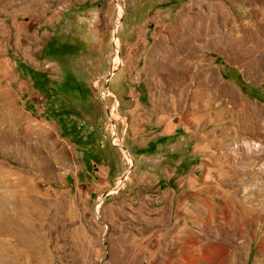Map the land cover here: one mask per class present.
Listing matches in <instances>:
<instances>
[{"label": "rangeland", "instance_id": "374dc122", "mask_svg": "<svg viewBox=\"0 0 264 264\" xmlns=\"http://www.w3.org/2000/svg\"><path fill=\"white\" fill-rule=\"evenodd\" d=\"M0 264H264V0H0Z\"/></svg>", "mask_w": 264, "mask_h": 264}, {"label": "trees", "instance_id": "16d2710c", "mask_svg": "<svg viewBox=\"0 0 264 264\" xmlns=\"http://www.w3.org/2000/svg\"><path fill=\"white\" fill-rule=\"evenodd\" d=\"M30 75H31L34 83L43 82L44 78H45L44 74H42L40 72H36V71L30 73ZM65 118H63L62 116H58L57 117L58 123H59V125H60V127L62 129L63 134H66L67 130L69 129L68 128L69 124L66 121H64ZM72 130L76 131V132H74L73 136L78 135L77 132H79V131L77 130V128L75 126L72 127ZM91 159H93L94 161H98V159L94 158L93 156H91Z\"/></svg>", "mask_w": 264, "mask_h": 264}, {"label": "bare ground", "instance_id": "6f19581e", "mask_svg": "<svg viewBox=\"0 0 264 264\" xmlns=\"http://www.w3.org/2000/svg\"><path fill=\"white\" fill-rule=\"evenodd\" d=\"M118 61V60H117Z\"/></svg>", "mask_w": 264, "mask_h": 264}]
</instances>
